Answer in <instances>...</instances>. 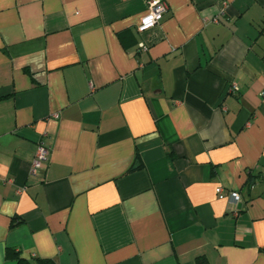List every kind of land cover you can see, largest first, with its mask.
I'll return each mask as SVG.
<instances>
[{"label":"crops","instance_id":"crops-1","mask_svg":"<svg viewBox=\"0 0 264 264\" xmlns=\"http://www.w3.org/2000/svg\"><path fill=\"white\" fill-rule=\"evenodd\" d=\"M148 1L0 0V264H264V0Z\"/></svg>","mask_w":264,"mask_h":264},{"label":"built area","instance_id":"built-area-1","mask_svg":"<svg viewBox=\"0 0 264 264\" xmlns=\"http://www.w3.org/2000/svg\"><path fill=\"white\" fill-rule=\"evenodd\" d=\"M166 10L167 4L163 0H149L147 3L146 13L140 18V22L137 26L138 30L142 31L157 25ZM140 45L142 49H145L143 44ZM235 89H237L236 85L232 84L230 90L235 91ZM48 154V147H46L42 142H38L30 165V172L32 174L40 172L43 163L47 161ZM215 191L219 198L228 197L234 204L240 202V195L235 190L226 192L222 187H217ZM235 213H237V210Z\"/></svg>","mask_w":264,"mask_h":264},{"label":"trees","instance_id":"trees-1","mask_svg":"<svg viewBox=\"0 0 264 264\" xmlns=\"http://www.w3.org/2000/svg\"><path fill=\"white\" fill-rule=\"evenodd\" d=\"M10 254H11V252H9ZM16 254V253H15ZM15 254H13V255H15ZM15 256H17V255H15ZM17 260L19 261V262H22V260H21V258H18L17 257ZM196 264H208L207 263V260L204 258V257H197L196 258Z\"/></svg>","mask_w":264,"mask_h":264},{"label":"water","instance_id":"water-1","mask_svg":"<svg viewBox=\"0 0 264 264\" xmlns=\"http://www.w3.org/2000/svg\"><path fill=\"white\" fill-rule=\"evenodd\" d=\"M240 206H241V203L239 202V203H238V207L240 208Z\"/></svg>","mask_w":264,"mask_h":264}]
</instances>
